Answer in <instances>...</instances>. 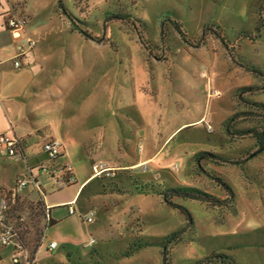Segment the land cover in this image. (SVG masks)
<instances>
[{"label": "rangeland", "instance_id": "obj_1", "mask_svg": "<svg viewBox=\"0 0 264 264\" xmlns=\"http://www.w3.org/2000/svg\"><path fill=\"white\" fill-rule=\"evenodd\" d=\"M13 1L32 25L42 108L24 123L33 128L23 154H0V194L19 247H0V264H162L173 233L166 264H264V151L246 133L264 130L254 105L264 104V0H62L94 40L71 29L57 0ZM207 28L222 39L208 33L196 47ZM52 137L64 146L54 164L71 167L72 189L89 179L74 205L82 241L47 252L42 192L65 187L37 173L51 164L43 145ZM200 152L221 159L197 164ZM29 168L51 191L35 187ZM210 176L231 186L232 206L171 198L190 212L188 224L163 201L170 187L224 198Z\"/></svg>", "mask_w": 264, "mask_h": 264}, {"label": "crops", "instance_id": "obj_2", "mask_svg": "<svg viewBox=\"0 0 264 264\" xmlns=\"http://www.w3.org/2000/svg\"><path fill=\"white\" fill-rule=\"evenodd\" d=\"M8 18L23 20L22 30L13 35L7 26ZM32 30V25L28 23V18L21 13L20 9L14 8L13 0H0V134H8L20 140L21 144L18 148V153L21 155L24 147L27 146L26 137L22 135L33 128L32 126H25L24 123L25 121L29 122L34 112L42 108L36 103L39 101L36 96L38 94L42 95V92H37L42 87V82L39 79L42 75V70L37 68L39 54L36 52V45L26 50L25 54L18 58L19 68L13 67L12 58L15 56L18 47H27L28 39H32L36 43V40L32 37ZM28 125H31V122ZM51 139L59 140L56 137ZM61 148L64 151L63 144ZM4 151L8 157L15 156L8 155L6 149L0 146V154ZM30 174L33 176L32 171H30ZM48 176L54 178L56 182L62 181L56 175ZM33 178L38 180L36 175ZM88 179L89 177L74 189L72 188L76 185L65 184V187L53 191H51L52 185L46 179L34 180L36 188L37 185H41L43 189L42 185L45 184V189L51 191L50 193H45L43 189L42 202L48 209L49 219L54 222L53 225L46 228L39 249L43 248L45 250L48 243L52 241H56L58 245H77L82 241L84 232L79 228L82 225L78 220L80 213H78V209L74 205H76L80 189L88 184ZM52 194L54 195L50 196ZM0 196H4V194H0ZM73 201L74 204L71 207L74 209V214L70 215L67 209L68 205ZM74 227H77V232L71 231V228ZM53 229L57 230L55 233H50L49 230Z\"/></svg>", "mask_w": 264, "mask_h": 264}, {"label": "built area", "instance_id": "obj_3", "mask_svg": "<svg viewBox=\"0 0 264 264\" xmlns=\"http://www.w3.org/2000/svg\"><path fill=\"white\" fill-rule=\"evenodd\" d=\"M24 21L18 20L16 18H8L7 20V26L9 31L14 35L17 34V32L21 31L23 28ZM36 45L35 41L32 39L27 40V47H18L15 56L12 58V64L14 68H19V61L18 58H20L22 55L25 54L26 50H29L33 48ZM21 142L16 137L8 135V134H0V146L5 148L8 155L13 156L18 153V148L20 146ZM62 144L57 139H51L49 142L45 143L43 145V152L47 155L49 161L51 162L50 165H41L39 164L38 174H44V175H56L58 179H61L64 184L70 185L75 184V178L72 175V169L69 165H55L54 161L58 159L61 155V148ZM31 171V170H29ZM33 174V173H32ZM94 175H98V173L94 172ZM31 176V174H30ZM34 176V175H33ZM32 177L33 181L34 178ZM35 183V181H34ZM26 185V182L24 180H18L17 181V188L21 190L23 186ZM36 186V185H35ZM74 204V201L68 205V214H74V209L71 207V205ZM8 210V203L5 196H0V247L11 245L12 248L18 247L16 243V233L13 229V227L7 223L5 215ZM45 216L49 218L48 215V209L45 207ZM92 213L89 212L86 216H84V221L87 223H90L93 221ZM94 242L93 239H89L87 243L89 245H92ZM57 242L52 241L48 243L46 250L47 252H51L53 249L57 247ZM19 248V247H18ZM19 255V254H18ZM17 255V256H18ZM15 256V255H14ZM13 263H18L17 258L13 257L12 259ZM22 264H36L35 260H28L26 257L24 258Z\"/></svg>", "mask_w": 264, "mask_h": 264}, {"label": "trees", "instance_id": "obj_4", "mask_svg": "<svg viewBox=\"0 0 264 264\" xmlns=\"http://www.w3.org/2000/svg\"><path fill=\"white\" fill-rule=\"evenodd\" d=\"M56 5H57V9L59 10V12L64 15L66 17V19L69 21L71 29L78 32L82 37H84L85 39H90V40H94L95 38H93L86 30L80 28L74 18L72 17V15L70 14V12L66 9V7L64 6L62 0H57L56 1ZM180 26L177 24L176 25V30L178 31V33L180 32ZM259 27H256L255 30L258 32ZM213 34L215 37H217L218 39H222L219 35V32H217L216 30L207 28V30H203L200 34V37L198 39V41L194 44L196 47H198L200 44L203 43L204 38L207 34ZM182 36V41L184 43H190L183 34H181ZM255 73L257 75H262L260 73V70H254ZM264 82V80H263ZM254 105H256L257 107H259L260 109H262L264 111V104L263 103H255ZM232 118V117H231ZM231 118L229 120H231ZM246 133H248L256 142L257 144V150L256 153H261L262 151H264V130H257V129H248L246 130ZM201 159H206V160H210L212 162H217L219 161V159H221L220 157L209 153V152H200L197 153L195 155V162L197 164H199V161ZM211 177V176H210ZM219 186V188L221 190H223L226 194V196L224 198H219L216 196H213L207 192H204L200 189L197 188H193V187H170L165 189L163 192H161L162 195V199L163 201L168 204L169 206H171L174 209H177L185 218L186 222L188 224H192V217L190 215V212L188 211V209L180 204L174 203L171 201V198L176 197V198H180V199H187V200H196L198 202H202V203H206L209 204L211 206H232L235 202V193L232 190L231 186L229 184H227L225 181L221 180L218 177H211ZM54 222L50 221V223L48 224V226L53 225ZM177 233H173L171 236L167 237L164 239L163 243H162V248H163V252H162V264H166L165 263V251H166V245L167 243H170L172 241H176L174 239L175 235ZM17 238V236H16ZM16 240V239H15ZM4 247V246H2ZM211 258V256L206 257L204 261H209ZM202 261L196 262L194 264H200ZM13 263V262H12ZM13 264H17V263H13Z\"/></svg>", "mask_w": 264, "mask_h": 264}, {"label": "bare ground", "instance_id": "obj_5", "mask_svg": "<svg viewBox=\"0 0 264 264\" xmlns=\"http://www.w3.org/2000/svg\"><path fill=\"white\" fill-rule=\"evenodd\" d=\"M91 177H95V175H92Z\"/></svg>", "mask_w": 264, "mask_h": 264}]
</instances>
